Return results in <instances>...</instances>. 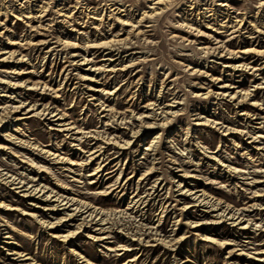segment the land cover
Returning <instances> with one entry per match:
<instances>
[{"label":"rangeland","instance_id":"obj_1","mask_svg":"<svg viewBox=\"0 0 264 264\" xmlns=\"http://www.w3.org/2000/svg\"><path fill=\"white\" fill-rule=\"evenodd\" d=\"M0 264H264V0H0Z\"/></svg>","mask_w":264,"mask_h":264},{"label":"bare ground","instance_id":"obj_2","mask_svg":"<svg viewBox=\"0 0 264 264\" xmlns=\"http://www.w3.org/2000/svg\"><path fill=\"white\" fill-rule=\"evenodd\" d=\"M158 4H160V2H158ZM21 109H22V108H21ZM15 111H18V110H15ZM10 112H11V111H10ZM19 113H20V112H19ZM24 115H25V114H24ZM43 116H45V113L43 114ZM57 117H58V115H56V116H52V118H57ZM4 121H5V120H4ZM4 121H3V122H4ZM58 121H60V119L57 120V122H58ZM55 122H56V121H55ZM15 181H16V180H15ZM234 218H235V217H234ZM234 218H233V219H234ZM53 227H54V226H53ZM51 229H52V228H51ZM63 237H64V236H63Z\"/></svg>","mask_w":264,"mask_h":264}]
</instances>
